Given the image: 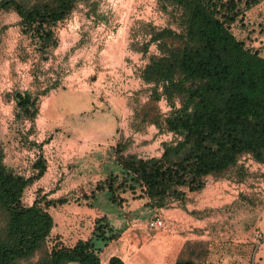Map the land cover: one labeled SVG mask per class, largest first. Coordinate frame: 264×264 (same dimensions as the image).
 I'll use <instances>...</instances> for the list:
<instances>
[{"label":"trees","instance_id":"16d2710c","mask_svg":"<svg viewBox=\"0 0 264 264\" xmlns=\"http://www.w3.org/2000/svg\"><path fill=\"white\" fill-rule=\"evenodd\" d=\"M90 0H0V13L13 12L20 32L36 44L42 60L56 47L54 28L78 4ZM260 0H157L167 17L163 28H149L144 55L154 44L157 55L147 57L139 71L149 86L146 101L133 109L130 128L141 132L148 125L158 133L173 135L161 143L159 157L141 158L127 152L129 141L117 139L113 147L116 172L94 184L85 199L104 193L120 206L129 192L145 198L154 209L175 205L184 209L188 194H197L208 177L220 178L244 172L236 165L243 154L264 166V57L249 49L231 32V25ZM91 13L94 9L91 6ZM15 93L16 117L31 125L38 113V97ZM163 98L170 111L162 117L156 103ZM177 99L179 106L174 105ZM0 149V264H101L98 252L116 241L105 218L94 220L90 237L72 247L47 245L53 220L48 209L64 202L46 196L30 206L21 203L26 187L42 177L45 164L37 157L28 177L18 175L2 162ZM138 189V195L135 191ZM89 206H91L89 204ZM191 214H196L191 212ZM188 243H185V245ZM107 264H123L117 257ZM174 264H195L178 258ZM264 264V263H263Z\"/></svg>","mask_w":264,"mask_h":264},{"label":"rangeland","instance_id":"374dc122","mask_svg":"<svg viewBox=\"0 0 264 264\" xmlns=\"http://www.w3.org/2000/svg\"><path fill=\"white\" fill-rule=\"evenodd\" d=\"M88 4H78L64 21L55 26L53 32L57 45L47 54L46 60L41 59L36 44L27 35L21 34L18 17L13 12L0 13L2 162L8 169L24 177L32 174V165L37 157H41L45 164L42 177L23 191L21 203L24 206H30L40 196L55 200V190L65 186L71 170L80 167L76 160H65L61 157L63 152L55 151L53 135L42 136L36 131L39 123H42L41 112L37 113L38 117H35L32 125L16 117L19 112L13 99L15 93L34 97L43 89L55 85L47 94L38 97V112L42 111L51 93L56 107L69 104L73 109H85L83 114L77 116V122L91 121L107 125L113 119L119 123L115 140L129 141L127 152L141 158L159 157L165 137L169 135L166 142L173 139L172 134L158 133L152 125L141 132H134L130 128L133 109L143 104L149 95V86L137 81L142 67L140 48L149 39V28L160 29L167 25V17L159 10L157 0H90ZM91 6L94 13L89 10ZM230 29L237 40L249 49L259 50L264 57V0L245 12L243 19L231 25ZM157 54L155 45L149 44L146 57ZM123 68L129 69L131 74L120 82L119 78L124 75L120 70ZM174 105L179 106L177 99ZM156 108L162 117L170 111L164 100H159ZM113 147L105 146L88 158L87 163L91 164L94 174L100 172L105 176L116 172ZM71 149L73 147H68L67 151ZM97 164H101V167ZM256 164L244 167L237 160L236 165L242 168L245 175L240 181L233 172L220 178L210 177L222 188L224 198L220 201H225L223 206L232 208L234 225L248 220V225L242 229V232L248 233V242H234L237 241L234 237H231V241L230 237L225 238L223 231L208 234L206 238H199L195 234L196 238L184 242L176 260L189 258L195 264L264 263L260 254L264 239L259 245L253 241V232L262 233L260 226H264V166ZM232 184H242L241 192L232 189ZM96 195L100 204L109 203L104 193ZM121 195L123 199L126 198L125 202L137 200L129 192ZM135 195H138V189ZM61 196L67 197L69 203L85 204L77 194ZM222 207L219 209L222 210ZM168 209L162 210L170 217ZM55 212L56 207L48 209L52 217ZM191 215L196 217L197 214ZM164 220L169 222L167 218ZM47 245H53L52 238L47 239Z\"/></svg>","mask_w":264,"mask_h":264},{"label":"crops","instance_id":"0c3cea01","mask_svg":"<svg viewBox=\"0 0 264 264\" xmlns=\"http://www.w3.org/2000/svg\"><path fill=\"white\" fill-rule=\"evenodd\" d=\"M257 51L260 53L259 50ZM139 52L140 61H147V52L144 55ZM120 72L124 74L119 78L120 82L131 74L126 68ZM137 81L140 79L137 78ZM48 96L42 111L38 112V114L41 112L42 123H39L40 127H37L36 131L42 136L53 135L55 151L63 152L61 157L65 160L68 158L70 161L76 160L80 167L71 170L65 180V186L59 187L60 189L54 192L55 200L64 199V202L54 206L56 207L54 217L50 215L53 227L49 238H52L53 244L72 247L79 240H87L91 235L94 220L102 217L114 232L119 233V238L101 247L98 252L101 264H107L111 257L119 258L123 264H174L179 249L186 240L196 238L195 234L199 238H206L208 234L223 231L225 238L237 239V241L233 240L234 242H248V233L242 232V229L248 225V220L238 221L239 225H234L232 208L222 205L225 202L220 201L224 198L222 188L218 187L210 177L206 179L205 186L199 193L187 195L188 202L184 205V209L172 205L167 210L170 212V217L164 214V210L148 206L145 198L127 201L120 206L111 203L100 204L96 194L93 198L85 199L84 196H89L93 191L94 184L109 174L105 176L100 172L94 174L87 160L105 146H114L119 123L113 119L107 125L91 121L77 122V116L85 111L83 107L73 109L69 104L56 107L54 96L51 93ZM68 147L73 149L68 152ZM97 166L101 167V164ZM62 194H77L85 204L69 203V199L62 197ZM77 199L79 200V197ZM221 207L222 210L219 209ZM191 212H195L196 217L191 215ZM154 217L167 218L169 222L166 220L165 226L161 229L147 228L146 223ZM260 228L264 234V226ZM260 254L263 262L264 241L260 246Z\"/></svg>","mask_w":264,"mask_h":264},{"label":"built area","instance_id":"2783aa9c","mask_svg":"<svg viewBox=\"0 0 264 264\" xmlns=\"http://www.w3.org/2000/svg\"><path fill=\"white\" fill-rule=\"evenodd\" d=\"M146 64V61L142 62V67L141 69L143 68V66ZM160 100H164L163 98H160ZM165 101V100H164ZM169 141V135L167 137H165V139L163 141ZM238 163L242 164L244 167H247L248 165H257L255 163V161L252 159V157L249 155V154H243L239 157L238 159ZM216 183V182H215ZM218 187H220L218 184L219 183H216ZM232 189H238L239 192L240 189L242 188V184H237V185H231L230 186ZM146 226L147 228L149 229H161L165 226V220L164 219H161V218H158V217H154L152 219H150L147 223H146ZM264 239L263 237V234L258 232V231H255L253 232V241L259 245L260 242H262Z\"/></svg>","mask_w":264,"mask_h":264}]
</instances>
